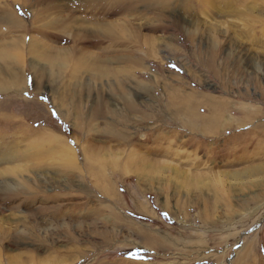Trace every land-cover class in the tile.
I'll use <instances>...</instances> for the list:
<instances>
[{"label": "rangeland", "instance_id": "rangeland-1", "mask_svg": "<svg viewBox=\"0 0 264 264\" xmlns=\"http://www.w3.org/2000/svg\"><path fill=\"white\" fill-rule=\"evenodd\" d=\"M0 264H264V0H0Z\"/></svg>", "mask_w": 264, "mask_h": 264}, {"label": "bare ground", "instance_id": "bare-ground-1", "mask_svg": "<svg viewBox=\"0 0 264 264\" xmlns=\"http://www.w3.org/2000/svg\"><path fill=\"white\" fill-rule=\"evenodd\" d=\"M180 110V109H179ZM184 112V111H183ZM95 169V170H94ZM92 172H94V174L95 173H97L98 171H97V169L96 168H92Z\"/></svg>", "mask_w": 264, "mask_h": 264}, {"label": "crops", "instance_id": "crops-1", "mask_svg": "<svg viewBox=\"0 0 264 264\" xmlns=\"http://www.w3.org/2000/svg\"><path fill=\"white\" fill-rule=\"evenodd\" d=\"M206 99H207V98H206ZM208 101H209V100H207V102H208ZM212 101H214V100L210 98V102H212ZM210 102H208V103H210ZM194 115H195V113H194Z\"/></svg>", "mask_w": 264, "mask_h": 264}]
</instances>
